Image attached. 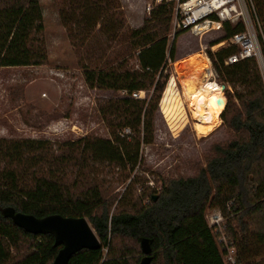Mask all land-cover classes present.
<instances>
[{
  "label": "trees",
  "instance_id": "1",
  "mask_svg": "<svg viewBox=\"0 0 264 264\" xmlns=\"http://www.w3.org/2000/svg\"><path fill=\"white\" fill-rule=\"evenodd\" d=\"M61 1L59 16L65 27L67 14L76 16L78 10L89 28L124 26L119 0H113V11H104L100 3L91 4V0H84L78 8L75 5L80 0ZM253 1L264 25V0ZM174 6V0H161L141 26L129 29L137 67L114 63L96 69L83 67L89 88L119 95L98 108L111 127L110 117L121 118L112 131L114 140L85 136L64 143L62 150L53 154L43 140L0 139V264H52L59 250L52 235H34L14 225L2 215L4 207L39 218L84 216L101 247L78 251L68 264H137L140 257H132L128 242L138 245L136 252L142 254L140 237L152 239L150 264H223L217 241L220 235L206 220V211L215 209L225 220L222 231L236 249L237 262L264 264V78L255 58L224 64L237 52L236 46L206 50L218 81L230 86L224 90L227 100L220 114L230 138L212 146L195 175L163 178L159 191L151 188L145 193L143 189L141 196L127 202L128 210L110 212L103 191L83 173L88 161L123 167L130 164L134 169L140 144L151 143L153 113L169 78L167 66L174 60V42L186 32H175L168 45ZM42 30L38 0H0V68L44 64L47 54ZM242 30L241 23H226L224 36L209 46ZM204 63L198 52L174 65L199 69ZM139 91H150L149 99L131 96ZM126 127L130 135L120 137L118 132ZM67 166H77L80 173L68 179Z\"/></svg>",
  "mask_w": 264,
  "mask_h": 264
},
{
  "label": "rangeland",
  "instance_id": "2",
  "mask_svg": "<svg viewBox=\"0 0 264 264\" xmlns=\"http://www.w3.org/2000/svg\"><path fill=\"white\" fill-rule=\"evenodd\" d=\"M83 1H77L75 8ZM119 1L124 26L119 28L110 25L99 30L98 27L89 28V23L82 20V10H78L76 16L67 14L66 19L69 21L68 27H65L59 16L62 1L38 0L42 12L41 36L47 60L39 66L0 68V139L43 140L49 143L53 154L59 153L64 143L85 136L114 140L112 131L118 128L116 125L121 122V118L110 117L114 125L111 127L108 120L98 113V108L119 95L112 90L89 88L84 81L83 67L96 69L110 63L137 67L129 29L137 28L133 26H139L142 17L148 16V4L156 5L152 0ZM94 3H100L104 11H113L116 6L113 0H91V4ZM255 11L264 31L256 7ZM253 22L256 24L254 16ZM223 36L224 31L221 30L208 32L201 39L184 32L175 39L174 60H169L167 66L169 78L153 113L151 143L140 144L134 169L130 168V164L123 167L107 161H88L83 168L86 178L94 181L103 191L110 204V212L121 208L128 210L127 202L141 196L143 189L145 193L151 188L159 191L163 178L195 175L211 154L212 146L222 145L230 138V132L221 122L211 134V131L197 134L196 123L190 118L174 70V63L182 58L201 51L206 54L207 49L212 52L220 49L221 46L214 48L209 44ZM173 37L170 24L168 45ZM166 89L167 93L164 94ZM150 94V91H141L140 98L149 99ZM66 173L71 180L80 173V169L67 166ZM218 214L215 209L206 211L208 225ZM224 222L222 218V230ZM213 232L220 235L215 228ZM128 246L134 251L132 257L141 259L142 254L136 252L139 246L133 241L128 242ZM11 251L13 254L18 253L14 249Z\"/></svg>",
  "mask_w": 264,
  "mask_h": 264
},
{
  "label": "built area",
  "instance_id": "3",
  "mask_svg": "<svg viewBox=\"0 0 264 264\" xmlns=\"http://www.w3.org/2000/svg\"><path fill=\"white\" fill-rule=\"evenodd\" d=\"M160 1L161 0H152L155 4ZM174 1V13L170 23L173 35L177 31H186L201 39L202 36L208 32L223 31V26L226 23L235 25L240 22L243 25L242 31L234 33L230 38L223 40L214 46L227 47L233 45L238 48L236 53L230 54L224 60L225 65L234 64L244 59L255 58L264 78V31L262 30V25L256 16L252 0ZM151 8L152 6L148 4L146 7L148 13ZM253 16L256 19V24L253 22ZM210 67L208 68V76L206 77L221 83L225 86L224 89L226 87L230 89L229 85L218 81V75L211 62ZM131 96L133 98H140L141 91L133 92ZM224 102H226V99ZM130 133V129L126 127L121 129L118 132V135L120 137H125L130 135ZM221 220L222 218L220 217V214H218L209 226H215V230H219L220 232L218 243L222 263L239 264L237 262L235 247L229 244L222 231L220 225Z\"/></svg>",
  "mask_w": 264,
  "mask_h": 264
},
{
  "label": "water",
  "instance_id": "4",
  "mask_svg": "<svg viewBox=\"0 0 264 264\" xmlns=\"http://www.w3.org/2000/svg\"><path fill=\"white\" fill-rule=\"evenodd\" d=\"M222 87L225 86L222 85ZM216 104L224 106V100L218 97ZM1 213L27 233L52 235L54 246L59 247L52 264H68L70 258L78 251L82 249L96 250L101 247L98 236L84 216L52 214L39 218L32 214L15 211L12 207L2 208ZM139 242L142 257L138 264H150L152 261V239L140 237Z\"/></svg>",
  "mask_w": 264,
  "mask_h": 264
},
{
  "label": "bare ground",
  "instance_id": "5",
  "mask_svg": "<svg viewBox=\"0 0 264 264\" xmlns=\"http://www.w3.org/2000/svg\"><path fill=\"white\" fill-rule=\"evenodd\" d=\"M200 54L206 63L201 68L196 69L183 65H176L174 68L180 92L187 102L190 118L196 123L197 134L208 133L217 128L221 122L220 113L225 106V104L224 106L216 104L218 97L224 100V88L221 83L206 77L210 60L204 51Z\"/></svg>",
  "mask_w": 264,
  "mask_h": 264
},
{
  "label": "crops",
  "instance_id": "6",
  "mask_svg": "<svg viewBox=\"0 0 264 264\" xmlns=\"http://www.w3.org/2000/svg\"><path fill=\"white\" fill-rule=\"evenodd\" d=\"M124 8H126V7H123V9H124ZM126 10H128V9H126ZM143 16H144V15H143ZM144 18H145V17H142L141 22H139V26L143 23ZM139 26L136 25V26H133V27H139ZM218 126H219V125H218ZM216 211H217V210H216ZM219 214H220V213H219Z\"/></svg>",
  "mask_w": 264,
  "mask_h": 264
}]
</instances>
